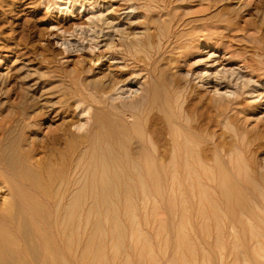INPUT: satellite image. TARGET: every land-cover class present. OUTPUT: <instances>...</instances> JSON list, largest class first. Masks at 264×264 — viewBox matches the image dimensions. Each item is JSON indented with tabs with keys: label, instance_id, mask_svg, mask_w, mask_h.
<instances>
[{
	"label": "rangeland",
	"instance_id": "1",
	"mask_svg": "<svg viewBox=\"0 0 264 264\" xmlns=\"http://www.w3.org/2000/svg\"><path fill=\"white\" fill-rule=\"evenodd\" d=\"M230 19L245 27L246 34L264 36V0H0V134L4 120L23 117L22 112L29 111L27 83L38 101L55 102L66 82H72L71 74L81 67L93 68L95 75L108 69L124 78L113 86L114 92L122 94L139 84L142 94L151 95L154 87L162 93L173 78L181 85L175 94L177 110L184 122L194 124L199 153L211 177H216L208 179L202 173L193 179L181 175L179 184L175 180L172 185L148 182L146 198L141 191L135 192L129 207L116 210L120 219L116 222L95 219L98 211L104 213L102 207H84V213H92L82 223L81 264H264V66L255 62L258 55L254 53L260 50L254 47L255 41L240 37L244 33L240 27L222 31L221 25L232 23ZM169 30H174L172 38L173 32L181 34L175 39L178 42L165 38ZM76 44L85 47L81 50ZM242 55L253 58L249 66L240 60ZM147 57H153L149 64ZM254 66L261 69L253 70ZM232 68L254 83L242 86V80L229 73ZM127 76L138 77L137 82L129 85ZM233 87L239 95L228 106L226 113L231 116L227 120L218 116L217 105L228 104L225 94ZM72 103L66 117L71 129L79 122L76 112L82 107ZM148 104H152L150 99L144 106ZM53 114L43 121L41 130L51 121L49 127L56 134L54 126L60 118ZM159 116L161 112L153 108L139 119L153 126L158 144L165 138ZM19 132L15 127L11 135ZM69 138L62 134L55 140L44 138L45 143L37 140L35 157L41 158V164L48 160L56 164ZM219 168L237 187L231 197H225L218 184ZM45 222L40 221L36 229L49 237L54 250L71 257L75 240L68 239L71 250L63 245L60 230L65 225L61 220ZM4 226L8 237L17 238L15 230Z\"/></svg>",
	"mask_w": 264,
	"mask_h": 264
},
{
	"label": "bare ground",
	"instance_id": "2",
	"mask_svg": "<svg viewBox=\"0 0 264 264\" xmlns=\"http://www.w3.org/2000/svg\"><path fill=\"white\" fill-rule=\"evenodd\" d=\"M91 17L95 18L92 15ZM231 21L232 23H228V25H221L222 31L231 32L240 27L234 20ZM98 26L100 25L98 24ZM243 29L245 27H240V30ZM98 30L101 32L102 28H98ZM172 31L174 30L167 31V37L165 38L168 41ZM246 33L247 31H244L240 37L246 41H255L254 47L260 50L259 53H254L258 55L255 62L264 66V45L261 44V42L264 44V36H252ZM217 34L221 35L222 32ZM119 35L121 36V34ZM180 35H177V31L173 32L174 40ZM173 38L171 37V39ZM175 41L178 42L179 38ZM105 43L107 44L108 41ZM91 45L88 46L91 47ZM83 47L85 46L82 44L77 48L82 50ZM242 47L245 48V46ZM162 50L164 51L165 49L162 48ZM165 52L163 55L166 54ZM160 53L162 52L159 51ZM157 56L159 57V55ZM150 58L153 57H147L149 60L148 64L150 63ZM251 59H253L251 56L242 55L240 60L245 66H249ZM113 62L116 63L118 61ZM92 69L81 67L75 70L71 74L72 82H66V89L61 91L59 99L55 102L54 100H44L42 102L40 99L38 101L37 96L34 97L35 95L29 93L31 84L27 83L28 85L26 84L25 88L27 97H25L29 100V105H27L30 108L29 111L22 112L23 117L4 120L2 123V132L0 134V192H2L0 193L2 195V197L0 196V264H81L84 252V246L81 241L82 223L92 213H84V207L90 210L102 207L104 213H99L98 211L96 213L97 217L95 216L96 218H94L97 220L106 218L116 222V218L119 219L116 210L129 207L132 201L134 202L133 195L135 192L141 191L144 198L148 182L156 186L159 182L160 184L167 182L172 185L174 183L173 180L179 184L181 175L190 179L198 177L202 173L208 179L214 176L211 177L212 172L206 166L205 157H202L199 153L194 137V124L188 121L184 122L182 114L177 110L175 94L178 93L176 89L181 86L177 79L172 78L171 81L169 80L168 88L161 85L165 87L162 93H157L154 87L151 95L142 94V84H136L135 88L129 89L128 94H122L114 92L113 86L124 78L117 77L108 69L101 75H95L91 73ZM255 69H261V67L256 68L254 66L253 70ZM229 73L234 76L233 78L241 79L242 86L254 83L249 77L245 78L244 73L240 70L232 68ZM132 76L125 78L129 85L137 82L136 79L138 77L134 76L136 78L134 80ZM238 90V88L233 87V89L226 92L225 100L228 104L221 103L217 105L219 107L218 116H222L227 120L230 119L231 115L227 114L229 113L227 109L230 103L235 100ZM147 99H150L152 104L144 106V102H147ZM71 102H76L75 104L78 108L82 104V107L76 112L80 115V120L73 125V129L70 127V120L66 118L67 113L72 111L70 109ZM153 108L161 112L159 121L164 124L161 133H164L165 138L164 142L159 144L153 138L155 132L152 128L153 126L143 125L139 122L142 115L147 114ZM51 112H54V117L60 118L59 123L54 126L56 131H58L56 134L49 127L52 123L51 121H48L49 125L46 123L45 127L48 126L46 129L41 130L43 121L51 117ZM12 123H15V125L12 126ZM15 127L19 128L20 132L18 133L19 135L13 137L11 132ZM39 131H42L43 134H39ZM62 134H66L70 138L64 144V150L57 156L59 160L56 164L51 163L50 160L41 164V158H36L34 155L37 140L45 143L44 138L52 137V140H55ZM233 135L235 137V133ZM235 138H233L234 142H236ZM201 139L204 140L205 138ZM236 146L240 152L244 151L242 146L238 144ZM244 146L246 148V145ZM244 161H247V159H244ZM224 162L221 161V163ZM219 171V175L216 174L218 175V184L222 188V193L227 198L233 196V189L237 187L232 184L231 178L225 175L222 169ZM227 171L228 168L226 169ZM231 174L230 176H232ZM240 187L242 188L243 185H240ZM243 189H246V187ZM138 205L135 203L136 207ZM45 209H47V213ZM48 218L51 220H48ZM58 220H61L62 224L65 225L63 230L59 229L61 232L63 231V245L71 250L70 246L72 243H68V239L72 237L75 240L71 257H67L62 251L54 250L49 237L43 236L36 229V225L40 221H46L45 224H49L51 221L57 222ZM3 222L17 232V238L13 239L7 236ZM102 225L101 228H103ZM56 241L57 239H55ZM59 249L61 250L60 247Z\"/></svg>",
	"mask_w": 264,
	"mask_h": 264
}]
</instances>
